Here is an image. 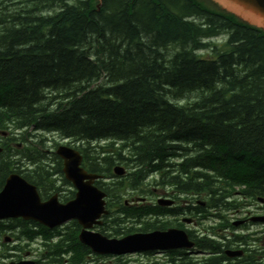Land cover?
<instances>
[{"label":"trees","instance_id":"trees-1","mask_svg":"<svg viewBox=\"0 0 264 264\" xmlns=\"http://www.w3.org/2000/svg\"><path fill=\"white\" fill-rule=\"evenodd\" d=\"M92 3L0 0V131L11 134L1 142L0 190L16 172L50 196L55 184L36 134H53L77 145L88 172L111 177L116 165L129 167L132 188L179 156L180 173L169 160L164 169L176 190L212 194L214 205L235 186L264 197V34L193 0H101L98 10ZM219 35L222 43L209 42ZM191 93V104L175 102ZM128 210L123 216L143 214L120 204V213ZM120 222L111 221L112 235ZM77 230L62 249L50 248L52 264L64 254L80 264L90 253ZM35 234L21 231L27 240ZM178 257L172 264H194Z\"/></svg>","mask_w":264,"mask_h":264},{"label":"water","instance_id":"water-1","mask_svg":"<svg viewBox=\"0 0 264 264\" xmlns=\"http://www.w3.org/2000/svg\"><path fill=\"white\" fill-rule=\"evenodd\" d=\"M225 13L234 15L240 22L264 32V0H209ZM100 2V0H98ZM56 154L63 159V173L76 190L73 200L60 204L56 196L41 203L35 189L17 175H10L0 191V219L22 217L53 228L68 220H76L82 230L79 241L97 254L122 255L138 251H155L189 248L186 236L179 231L133 234L122 239H107L87 229L100 222L103 213L104 194L92 186L98 176L87 174L79 167L81 157L75 151L59 147ZM124 170L115 167L114 173L122 175ZM17 264H33L19 262Z\"/></svg>","mask_w":264,"mask_h":264},{"label":"flooded vegetation","instance_id":"flooded-vegetation-1","mask_svg":"<svg viewBox=\"0 0 264 264\" xmlns=\"http://www.w3.org/2000/svg\"><path fill=\"white\" fill-rule=\"evenodd\" d=\"M63 187H66L65 184ZM160 194L163 199L168 198L174 203L170 208H178V199L173 191L164 187L160 190ZM142 202L149 205L152 204V199L149 195H146ZM162 208L166 207L162 206ZM236 213H252L264 217V202L254 206L250 212L238 210ZM169 214L160 213V222L164 224L170 220L178 227L182 224L188 238L194 244L190 259L195 264H264V225L247 224V220L244 219L242 226L215 231L211 227L197 225L193 220L192 215L194 213H188V216L182 218V221L177 220L176 217H170ZM205 243L211 245L206 246L207 249L204 247L202 249L200 244ZM227 252L238 253V255L230 256ZM186 254L185 252H170L167 255H173L179 259L178 256L185 257ZM187 257L189 258V255Z\"/></svg>","mask_w":264,"mask_h":264},{"label":"rangeland","instance_id":"rangeland-1","mask_svg":"<svg viewBox=\"0 0 264 264\" xmlns=\"http://www.w3.org/2000/svg\"><path fill=\"white\" fill-rule=\"evenodd\" d=\"M223 38L224 37H216V38H213L212 40H210L209 42L210 43H217V44H220V43H222V41H223ZM204 52V50L203 51H199V53H201L202 55L204 54L203 53ZM207 56V55H206ZM198 96H196L195 95V93H191V94H188L186 97L184 96L183 98H181V99H178V100H175V102H177L178 104H180V105H188V104H191L192 102H194L195 100H196V98H197ZM46 137H47V139L46 138H42V136L41 137H38V138H41V139H44L45 140V142L43 143V145H44V149L42 150V152L41 153H43V155H44V157L45 158H43V163H53L54 164V171H56V172H58V174H57V176L55 175V178L53 179V181H54V184H57V185H59L60 187V189L61 190H59V192L62 194V195H64V194H68L70 191H71V187H70V185L68 184V183H66L64 180H63V176H62V174H60V165H57V163L53 160V158H52V155H50V154H48L47 153V151H48V149H49V147L52 145V147H53V149L55 150V148H56V145H57V140H58V138L57 137H54L53 138V134H48V135H46ZM38 138H36V139H38ZM20 141V140H19ZM56 141V142H55ZM21 142V141H20ZM61 142L62 141H59L58 143L59 144H61ZM28 143H30V145H31V143L32 142H28ZM36 143H38V140H36L35 141V143L34 144H36ZM33 144V145H34ZM24 148V147H23ZM25 149V148H24ZM51 151V150H50ZM16 159H18V158H16ZM26 161H23V162H20V165H23V166H25L26 164ZM53 171V170H52ZM130 173V172H129ZM57 177H58V180H57ZM155 177H157V176H155ZM145 179H147V177L145 178ZM127 180V179H126ZM126 180H124L123 178H120L118 181H123V183H125L126 182ZM150 181L152 180V178H150L149 179ZM144 182V181H143ZM63 183H65V186L66 187H63ZM106 185H108L107 184V182H106ZM139 186V185H138ZM138 186L137 187H133L134 189H136V188H138ZM140 188L141 189H144L145 188V186H144V184H142L141 186H140ZM121 201H122V199H121ZM119 209V208H118ZM70 225V224H69ZM124 226L125 227H127L128 226V223H126V224H124ZM129 227H134V228H138L139 227V225H135V224H133V225H130ZM109 232V231H108ZM13 233V232H12ZM31 248L33 249L30 253H32V257L34 258V259H37L38 258V256H37V254L39 253V251L41 250V246L38 244V243H36V244H33L32 246H31ZM30 256V254H28V257ZM135 257H137V256H134V257H124V258H122L121 260V262H123V263H126V264H146V263H151V262H153V261H158L159 262V257H155V256H139L138 258H135ZM24 258V257H23ZM29 258H31V257H29ZM32 259V258H31ZM100 261H102V260H99L98 262H100ZM106 261H107V259H106ZM111 261H113L114 263H115V260L114 259H111Z\"/></svg>","mask_w":264,"mask_h":264},{"label":"bare ground","instance_id":"bare-ground-1","mask_svg":"<svg viewBox=\"0 0 264 264\" xmlns=\"http://www.w3.org/2000/svg\"><path fill=\"white\" fill-rule=\"evenodd\" d=\"M216 38V37H215ZM36 135H38L39 137H41L42 136V138H46L47 139V137H46V135H48V134H46V135H41V134H36ZM53 138H54V136H53ZM58 138V140H57V145H56V147L59 145V146H71V147H74V148H77V145H74V144H72L70 141H68V140H63V139H60L59 137H57ZM59 141H62L61 142V144H59L58 142ZM14 145H16V149L17 150H22V149H24V148H26V144H24V143H21L18 139H17V141L16 142H14L13 143ZM93 146V145H92ZM24 147V148H23ZM32 147H34V146H32ZM36 148V147H35ZM45 147L43 146L41 149H38V151H39V153L40 154H42L43 155V153H41L42 152V150L44 149ZM25 150V149H24ZM78 151H80L79 149H77ZM176 151V150H175ZM47 153H48V151H47ZM48 154H50V155H52V158H53V160L57 163V165H59V163H58V161L56 160V158H54V156H53V154L54 153H48ZM55 155V154H54ZM44 156V155H43ZM55 157H56V155H55ZM58 159V158H57ZM116 166H118V165H116ZM115 166V167H116ZM44 167H48V169H50V173H48V175H49V178H50V180L51 181H53V179L55 178V175L57 176V174H58V172H56V171H54V164L53 163H46V165L44 166ZM115 167H113L112 168V170H111V177L110 176H107V175H104V174H99L100 176H101V178H100V180H99V182H100V185H102L104 188H106L108 191H109V193H110V195H111V199H112V204L113 205H115V206H117V205H119V201H120V191L119 190H115V189H111L112 187H110V186H108V185H106V182H111V183H116V182H120V183H122L123 184V181H118L120 178H123L124 180H126V182H128V178H124V177H118L117 175H115V173H114V168ZM127 167V166H126ZM128 168V170H129V172L131 171L130 169H129V167H127ZM53 170V171H52ZM60 174H62V176H63V180L66 182V183H68L67 181H66V177H65V175H64V173H63V171H62V168L60 167ZM128 174H130V173H128ZM6 180V179H5ZM57 180H58V177H57ZM53 183H54V181H53ZM63 184H65V183H63ZM69 184V183H68ZM171 189H174V190H176L175 189V187H172V186H170V185H168ZM59 190H61L59 187H55L54 189H52L51 190V192H50V195H53V194H58V195H62L60 192H59ZM176 191H178V190H176ZM253 198H261L262 196H258V195H254V196H252ZM121 213H131L130 212V210H128V211H122ZM0 229H8V231L10 232V233H12V231L8 228V225L7 224H0ZM141 230H144L143 228L141 229ZM127 231H124V230H120V233L121 234H127L126 233ZM71 245H74V243H71ZM72 251V250H71ZM72 255H73V253H72ZM188 256V254H186L185 255V257H186V259L189 261V262H192V263H194L195 264V262H193L190 258H188L187 257ZM167 258H168V264H172V261H173V259H177L175 256H173V255H167ZM176 263L175 264H178L179 262L176 260L175 261Z\"/></svg>","mask_w":264,"mask_h":264}]
</instances>
